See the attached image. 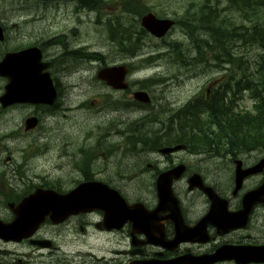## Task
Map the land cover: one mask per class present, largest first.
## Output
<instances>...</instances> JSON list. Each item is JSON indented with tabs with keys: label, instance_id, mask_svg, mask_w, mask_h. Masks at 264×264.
<instances>
[{
	"label": "flooded vegetation",
	"instance_id": "af4514ba",
	"mask_svg": "<svg viewBox=\"0 0 264 264\" xmlns=\"http://www.w3.org/2000/svg\"><path fill=\"white\" fill-rule=\"evenodd\" d=\"M158 1L24 0L25 3L30 4V14L21 18L23 21L21 25L24 30H21L20 33H16L19 30L17 23H11L9 18H6V11L3 14L0 13V27L2 28L0 60L6 53L33 47L38 48L41 54L40 64L45 63L47 65L41 68L36 66L38 71H35V80L38 82L45 81L44 73H47L55 91V98L50 105L26 102H14L6 105V98L3 99V102L0 101V220L6 224V221H10L13 217L12 209L6 208V204L14 206L35 191H39V197L44 199L40 205L42 208H47L51 213L64 212L66 195L72 193L74 197L76 187L90 183L107 185L117 191L129 203H142L145 208L135 209L131 219L125 220H122L121 217L105 214L100 210L70 214L61 222H54L45 218L28 239L16 242L0 238V264H126L133 260L147 261L150 259L169 261L186 253L196 255L210 253L223 244L255 245L264 243L255 242L248 233L240 235L242 232H248L247 228L254 221L255 210L262 208V205L253 207L246 229L233 230L219 236L216 234L217 229L213 226V219H211L205 224V235L192 237L196 240L195 242L185 241L182 239V235H178L175 230L180 226L178 217L172 215L167 207L155 210L157 206L156 183L162 175L173 176V193L177 197L184 225L188 227L194 226L210 207V201L202 191L198 188H188L189 179L194 175H198L205 184L212 186L218 195L226 199L228 210L234 211L240 208L242 193L233 194L231 191L229 195L224 192L225 190L222 188H225L228 182L225 181L221 185L220 171L218 172V169L222 170L221 167L225 166L228 161L234 163L233 153L229 155L230 150L223 151V157L228 155V158L224 157L223 160H218V156H222V154L217 155L216 148L211 149L208 146L195 144V140L192 138L187 140L185 134L186 129L193 128L192 120L195 117L192 108L188 110L186 105H198L202 101L210 104L241 102L238 97L240 93H237L234 87L229 91L222 85L228 73L239 69L233 64L199 65L198 68L202 70L209 68L215 72L219 71L221 75L209 79L202 87L193 91L185 87L186 83L196 82L195 78L201 75H195L193 66L190 64H174L172 69L165 66L153 77L141 80L135 78V73L139 67L134 69L132 67L134 65L127 64L126 88L118 90L109 88L104 82L96 80V74L94 75L95 80L89 77L88 82L92 78L94 82L96 81L102 88L116 96L117 125L123 126L125 121H131L129 126L132 127L125 130L133 133L130 139L137 142L128 147L130 153L126 157H130L131 160L61 161L70 155L69 151L65 149V147L67 148L65 143L62 146L65 151L59 150V155L57 151H54L57 153L55 160L58 161L50 163L47 173L42 175L40 172L36 176L26 175L29 168L31 169L28 160L47 154L51 150L48 146L50 139L48 140L47 129L50 120H54L59 114L64 115L72 110L67 102L72 98L71 90L76 86V83L74 84L72 81L74 74L94 68L98 71L105 66L104 54L91 48L90 32L84 27L91 24L99 27L97 34L103 33L102 37L106 34L107 39L142 40V49L147 50L142 54L152 55L158 49H155L154 46H148L147 41L161 39L153 37L140 27L144 17L152 14L157 19L171 20L175 26L187 24V22L191 23L193 18H197L195 14L198 11H190L185 6L181 9V5H179L180 9L176 10L169 6L172 1H164L163 3ZM0 2L6 5V0H0ZM45 7L51 10L52 17L43 24V8ZM9 23L11 24L9 25ZM44 27L51 28L53 31L49 34L44 33ZM217 36L214 35L215 38ZM230 37L231 35L227 34L226 38L220 42L217 38L214 39V46L219 49L220 46L227 45ZM188 39L190 40L189 36ZM115 48L121 52L117 53L123 56L122 45L117 42ZM128 49L125 57L139 55L137 49ZM235 49L238 50V48ZM222 61L225 62V59L222 58ZM174 69H176V74L168 76L167 73L170 74V71ZM8 82V73L0 75V98L5 93ZM171 83H175L174 87H182L179 95H174L170 90L168 95L164 97L161 96L162 91L156 90V93L152 91L158 87L165 89ZM138 91L147 93L150 101H138L135 98V93ZM185 94L188 96H184L181 100L180 97ZM244 94L245 90L242 91V95ZM107 97L113 99L109 94L104 95L105 99ZM83 103L78 107H83L85 105ZM102 104L104 103L101 102ZM90 105L89 102L88 106L90 107ZM101 108L102 111H107L105 105ZM9 114L12 118L14 116L19 117L20 122L15 128L6 130V115ZM29 118L35 119V124L33 128L27 130L26 120ZM8 122L10 123L9 120ZM151 124L153 127H150ZM105 125L100 128L101 133L106 130ZM156 125L158 128H154ZM58 128L56 126V130L62 135L71 137V134L63 133ZM194 129L196 128L194 127ZM115 135L121 137L118 130L115 131ZM159 135L165 138L170 136L173 144L170 146L169 144H153V140ZM147 139L150 140L149 143L146 142ZM85 141L88 142L89 137ZM106 142V137L103 136L95 142V145L80 147L79 151L85 155L91 150L93 152L101 150L103 155L108 154V157L111 158L117 154L119 157H123L115 145ZM172 146L180 149L167 152L166 149ZM252 148V146H243L237 157L251 159L253 154L259 158L264 157L262 147ZM16 153L21 154L20 160H15L14 155ZM209 153L216 155H209ZM6 163L9 164L8 171L12 174L13 183V185L8 184L7 188ZM100 163L103 164L102 167H98ZM252 164L254 163L248 161L246 166ZM177 167H182L181 171H175ZM215 167L217 170L214 169ZM233 175L232 172V180ZM255 176L259 178L256 184L258 185L260 178H264V170L252 177ZM126 185H128V190L131 193H137L138 196L130 197ZM87 192H93L99 198L113 200L115 197L114 193L103 185L87 188L81 193L86 194ZM193 197H202L203 199L195 200ZM6 198L13 199L6 202ZM50 199L53 200V205L49 202ZM60 199L61 201H59ZM60 204L63 205L60 207ZM199 205H201L200 211H198ZM220 207L222 208V206ZM262 220L263 223L264 219ZM204 238H209V241L206 243L197 242V240ZM96 243H100L102 248L108 246L109 253L102 251L101 256H97L87 252L86 257L88 259L78 257L82 261L74 262L75 257L70 256L72 253L70 250L81 249L80 245L85 246V244L91 248L96 246ZM68 244H71L72 247H66ZM24 245L39 253V256L42 257L38 260L39 262L30 260L31 254H27L29 256V260H27L25 254L18 252V247L22 248ZM111 247L114 250H111Z\"/></svg>",
	"mask_w": 264,
	"mask_h": 264
},
{
	"label": "rangeland",
	"instance_id": "374dc122",
	"mask_svg": "<svg viewBox=\"0 0 264 264\" xmlns=\"http://www.w3.org/2000/svg\"><path fill=\"white\" fill-rule=\"evenodd\" d=\"M169 2V0H159L158 2ZM180 2H173L169 3V6L171 8H175L176 10L180 9L181 5V9L185 7H188L190 5H197L198 3H205L203 2V0H179ZM214 1V0H212ZM221 4H220V8H222L223 6H225L227 4L226 0H218ZM153 2H157V0H153ZM215 2V1H214ZM29 8H30V4L29 3H25L24 0H6V5L4 3L0 2V13L3 14L4 11H6V18H9V22H16L17 26L19 27V30L16 33H20L21 30H24V28H22L21 23L23 22L21 20L22 17L24 16H28L30 14L29 12ZM190 11H195L198 10V7H192V8H188ZM187 13H189L187 11ZM228 14L230 16L235 15L236 13L233 12H227V11H222V17H226L228 16ZM184 15V14H183ZM43 16H44V20H43V24L47 23L49 21V19L52 17V12L51 10H49V8L45 7L43 8ZM264 16V14H263ZM231 23L233 25H239L241 22V19L238 17H232L231 19ZM9 23V25L11 24ZM88 32H90V43H91V48L92 49H96L99 50L102 54H104V58L106 60V62L108 64H118L121 61H132L134 60V65H138L139 66V70L136 71L135 73V78L141 80L143 78H147V77H153V75L157 72L162 71V69L165 68H170L172 69V66H174V64H176V62H169L168 60V55L165 56H161L159 59H155L151 62H149L148 65L146 66H141V64H146L147 62L144 61L145 58L147 57L148 54H139L138 56L132 58H126L125 54L120 55L118 53L119 50L117 51L116 47V42L115 41H108L107 40V35L105 34L103 37V33L97 34V30L99 29V27H96L95 25H89V26H85L84 27ZM28 30V29H27ZM53 31V29L51 28H45L43 29L44 33H51ZM165 41L168 42H173V41H179L182 40L183 37L181 35L178 34V30L177 29H173L165 38ZM28 41V40H26ZM129 45H140V48H143L140 42H136L135 40H131L128 42ZM148 46H155L157 44H161L163 42L161 41H152L149 42L147 41ZM128 48H131L129 46H124L122 49V51H124V53H126V51H129ZM159 52L165 50L162 49L163 47H159ZM147 51V50H145ZM145 51L142 49L141 53H145ZM118 52V53H117ZM256 52H260V50L256 49ZM157 55L156 52L152 53V56ZM252 56V53L250 52V57ZM124 59V60H122ZM169 59H172L171 57H169ZM97 69H91L89 71H83L82 73H75L72 81L76 86L71 90L72 92V98L67 102V105L69 107H72V110L66 112L64 115L59 114L54 120H50L49 122V127L48 129V134H49V142H48V146L50 147L51 150H49L47 152V154H43L40 156H36L35 158H33L32 160H28L29 161V165L31 166V169L29 168V171L26 173V175H31V176H36L38 173L42 172V175L47 173L48 169L50 168V163L52 162H56L58 160H55V156L58 153L59 155V150H64L66 149V151H69L70 155L65 158V160H61V161H66V160H78L79 157L81 156L79 155H75L76 149H78L80 147H89V146H93L95 144V142L100 139L103 136L109 135L108 137H106V140L108 141V143H114L117 148H118V152L121 153L123 155V157H119V154H117L116 156H112L108 157V155H103L102 151L100 150H95L96 152V158L95 160H99V161H103V160H113V161H117V160H131L130 157H126L128 154L124 153L125 148L123 147V140H124V136L122 137H118L115 135V132L113 130L111 131H107L105 130L104 132L101 133L100 128H103L105 125V128L107 127V123L110 122L111 120H116L117 122V117L118 114H116V110L114 108H110V107H106L107 111H102V106H104V104L101 105V102L105 101L109 102L110 100H115L116 96L112 93H110L108 90L102 88L101 85H99L96 81L94 82L93 80H95L94 75L96 74ZM176 69L171 70L170 74L167 73V75H173L176 74L175 73ZM221 73L220 72H213L210 73L207 77L208 78H212L213 76H220ZM92 77L90 82H88V78ZM205 78L200 77L198 79V81L190 84V83H186V86L188 88V90H195L198 89L200 87L203 86L204 82H205ZM78 83V84H77ZM175 83H171L168 85L167 88L163 89L162 87H158L157 89H153L152 91L154 93H156V90L162 91L161 92V96L166 97L168 95V92L171 90V92L174 93V95H179L180 90L182 89V87H174ZM183 86V84H181ZM189 86V87H188ZM109 94L111 97H113V99H110L109 101H107L106 99H104L103 95H107ZM187 97L188 94H185L183 96L180 97V99L182 100L183 98ZM92 100H94L95 102H97L93 107L88 106L89 102H92ZM162 100V99H161ZM85 103V105L83 107H78L81 103ZM163 102V100H162ZM252 100H248L245 99L244 103L240 105V109L242 110H250L252 107ZM83 103V104H84ZM11 115H6V130L11 128H15V126L17 125V123L20 122V118L19 117H10ZM8 120L10 121V123L8 122ZM131 122V121H129ZM56 126L59 127L58 130H62L63 133L67 132L69 135L71 134V137H67L62 135L60 132H58L56 130ZM64 128V129H62ZM118 128H121V126H116V130ZM154 128H158V126L156 125ZM221 131V129H220ZM89 137V141L86 142V138ZM68 140V141H66ZM67 145V148L65 147V149L62 147L63 144ZM227 149L226 150H231V148H236L235 145H233L232 143L227 145ZM82 148V149H83ZM216 151H219L220 154H222V156H218V160H223V158H228V155H224L223 157V153L221 151H226L224 150L225 148H221V140L219 142L216 143L215 145ZM54 151H57L54 152ZM215 151V152H216ZM214 152V153H215ZM73 157H72V155ZM6 158H7V152H6ZM15 160H20L21 158V154L16 153L14 155ZM59 158V157H58ZM257 155H252L251 159H246V161H252L253 159H256ZM27 161V162H28ZM225 164V163H224ZM222 164V165H224ZM8 163H6V188L8 187V184H12V180H11V175L8 171ZM103 164L100 163L98 165V167H102ZM233 167L234 164L233 162L228 161L227 164L223 167H221L222 170H220V168L218 169V172L220 171V177L221 180L220 182H222V178L223 177H229L230 181L228 182V185L225 188H222L223 190H225L224 192H226L227 194H231V176H232V172H233ZM214 169L217 170V167H215ZM259 178H251L247 181H244L243 185L244 188L249 189L253 186H255V184L259 181ZM224 183L222 182L221 185H223ZM229 186V189H227V187ZM127 189V192L129 193L130 197H137L138 194L137 193H131L128 190V185L125 186ZM231 187V188H230ZM195 200H199L202 197H193ZM203 199V198H202ZM201 205L198 206V211H200ZM7 215V213H6ZM262 219H264V208H258L257 210H255V217H254V221L251 222V226L250 229L252 227H255L251 232V236L255 241H264V224L262 223ZM249 229V230H250ZM81 237V236H80ZM79 238V235H78ZM77 245V244H76ZM81 246V249H72L70 250V256H74V262H81V259H78V257H85L86 252L91 251L93 253H96L98 256H100V253L102 251V248H95L92 247V249H89L88 245L85 246ZM66 247H72L71 244H68ZM113 248V247H111ZM18 252L19 253H23V254H27L30 252V247L28 246H22V248L18 247ZM80 252V253H78ZM28 258V257H27ZM36 260H38L36 258ZM39 262V261H38ZM228 264V263H227Z\"/></svg>",
	"mask_w": 264,
	"mask_h": 264
},
{
	"label": "water",
	"instance_id": "95a60500",
	"mask_svg": "<svg viewBox=\"0 0 264 264\" xmlns=\"http://www.w3.org/2000/svg\"><path fill=\"white\" fill-rule=\"evenodd\" d=\"M142 25L154 36L160 37L162 36L166 30L170 27L169 21H157L154 17L146 16L142 20ZM1 36V28H0V39ZM36 52V53H35ZM41 54L39 50L35 47L25 49L23 51L17 53H8L4 56V58L0 61V75L8 73L10 82L6 85V92L0 98V101L3 102V99L6 98V105L11 104L13 102L21 101V102H30V103H44V104H52L55 98V91L52 85V82L47 73H44L45 81L38 82L36 81L35 71H38L36 66L46 67L47 64H40ZM127 73V69L124 65H114L110 67L103 68L98 71L97 79L100 81H104L107 85L123 89L126 88L125 83V74ZM135 98L147 102L148 96L144 92H138L135 94ZM35 124V119L29 118L26 120V129L33 127ZM263 164V162L255 167L252 171L259 169V167ZM248 171V170H247ZM247 171H241L240 176L237 179H241ZM99 185L93 184V186ZM91 187V188H92ZM157 192L159 197L160 204H163L168 198L172 196L170 191V184L166 182V184H157ZM38 194H33L28 198L24 199L15 209V218L14 220L6 225L0 223V236L6 239H19L20 237H24L29 235L35 226L41 221L44 217V214L33 216L31 210L34 211L37 209V206L44 201L42 197L37 196ZM251 197L250 201H256L261 196H264V184L258 190L252 191L249 194ZM249 198V197H248ZM105 199V200H104ZM113 202V203H112ZM63 204H60V207ZM69 206L70 208H74L75 210L86 209L85 207H96L105 210L107 213H111L113 215H120L118 209H122L125 215L129 214V210L134 207H128L124 200L119 197L117 202L110 198H100L96 197L93 192L88 196H84L80 191L75 190L74 197L71 198V202H68L66 205V209ZM213 209V208H212ZM214 213L215 210L213 209ZM45 213V212H44ZM222 221L216 220V225L222 226ZM225 225H230L232 222H224ZM217 225V226H218ZM6 228V229H2ZM263 253L260 251H254L249 254L247 251H239L231 253H222L220 249L211 255H205L200 257H193L191 255H185L180 257V259H175L169 263H161V264H211L214 261L222 259V257H240L245 259H255L257 256ZM132 264H154V263H132Z\"/></svg>",
	"mask_w": 264,
	"mask_h": 264
},
{
	"label": "trees",
	"instance_id": "16d2710c",
	"mask_svg": "<svg viewBox=\"0 0 264 264\" xmlns=\"http://www.w3.org/2000/svg\"><path fill=\"white\" fill-rule=\"evenodd\" d=\"M233 1L237 3L236 8L239 9L240 12L244 14L248 12L247 16H249L253 22H251V25L248 27L250 28L249 30H246L241 33H238L236 31L238 30L237 28L233 29L232 25L228 26L232 27V32L238 35L242 40H244L246 37H249L250 44L257 45L258 47H261V49L264 50V20L260 21L259 16L261 15V11L258 10L259 7H262L264 3H257L256 1L252 0H230L231 4H233ZM206 4L207 6L205 7H199L197 14H195L197 18L192 19V21L194 22L193 25H195L196 30H201L203 31V33L208 32L206 37H204L205 34L197 37L195 43L198 49H200L202 47L201 45L205 44L209 38H213L214 35L217 33L222 34L225 29V26L223 28H220V24H222V22L226 19V17H222V11L227 8L222 9L220 8L219 4ZM236 42H238V40H236ZM261 52L262 53L258 54L254 61H252V64L253 66H255V68L252 67L251 73L249 74L252 98L256 99V111L253 115L243 114L242 116V118H247L250 121V125L252 127L261 124L262 129L253 131V138L257 139V144H261L264 141V99H262L264 96V51ZM240 60L241 59L239 58H234L233 62L235 64H239L238 67H240V65L242 64L240 63ZM235 122H237L236 125H243L242 120L235 119ZM234 128L238 127L234 125ZM231 129L232 128L230 126L226 125L225 131L227 133H231L233 140L235 141L237 136L235 130L240 129L233 130V133L229 132V130ZM198 139L203 138L201 136L198 137Z\"/></svg>",
	"mask_w": 264,
	"mask_h": 264
}]
</instances>
